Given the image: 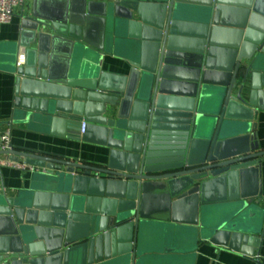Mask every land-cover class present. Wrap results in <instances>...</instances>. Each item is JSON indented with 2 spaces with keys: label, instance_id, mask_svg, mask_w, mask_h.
I'll return each mask as SVG.
<instances>
[{
  "label": "water",
  "instance_id": "95a60500",
  "mask_svg": "<svg viewBox=\"0 0 264 264\" xmlns=\"http://www.w3.org/2000/svg\"><path fill=\"white\" fill-rule=\"evenodd\" d=\"M63 1L23 17L14 113L106 153L87 164L0 152L42 169L29 192L0 196V264H136L168 251L149 235L153 221L250 254L264 213L252 136L264 110V0ZM120 31L123 77L102 71Z\"/></svg>",
  "mask_w": 264,
  "mask_h": 264
},
{
  "label": "crops",
  "instance_id": "0c3cea01",
  "mask_svg": "<svg viewBox=\"0 0 264 264\" xmlns=\"http://www.w3.org/2000/svg\"><path fill=\"white\" fill-rule=\"evenodd\" d=\"M147 1V0H145ZM149 1V0H148ZM63 0H26L14 9L13 17L7 24L0 26V132L10 130L12 148L19 151L39 153L51 157L72 160L80 163L99 164L104 161L106 150L95 144L83 143L51 134L42 121L19 120L13 105L11 72L16 65L18 54L23 53L18 46L19 32L23 17L36 13L48 15L63 9ZM100 29H98L99 32ZM122 31H120L121 34ZM113 45L111 56H104L102 71L110 75L123 77L128 70V42L126 33L118 37ZM71 58L65 53L60 55L58 64L63 68L71 65ZM84 59L76 61L79 68L86 66ZM87 68V67H86ZM260 88L264 91V71L259 76ZM253 140L258 143V150L264 151V110H259L253 118ZM21 160V159H19ZM260 207L264 210V156L259 158ZM37 171H21L14 168H0V196L14 198L20 193L31 190L34 174ZM258 231L248 234L252 242L244 245L250 254L241 253L228 248H221L196 238L193 226L172 225L166 221H153L149 235L155 237L154 244H160L167 252L149 254L136 264H264V213L255 224ZM245 235V234H244ZM155 245V246H156ZM148 248H150L148 246ZM109 264V262L98 263Z\"/></svg>",
  "mask_w": 264,
  "mask_h": 264
},
{
  "label": "built area",
  "instance_id": "2783aa9c",
  "mask_svg": "<svg viewBox=\"0 0 264 264\" xmlns=\"http://www.w3.org/2000/svg\"><path fill=\"white\" fill-rule=\"evenodd\" d=\"M26 0H0V26L7 24L13 17L14 9L24 4ZM24 59L23 53H19L16 65L22 64ZM80 132H83V124ZM13 149L11 145L10 130L0 132V152L9 151ZM8 167L21 171H37L39 168L25 163L23 160H12L8 155L0 154V168Z\"/></svg>",
  "mask_w": 264,
  "mask_h": 264
}]
</instances>
